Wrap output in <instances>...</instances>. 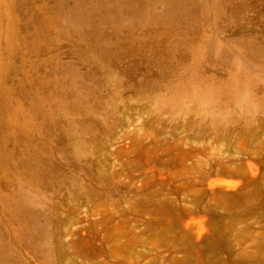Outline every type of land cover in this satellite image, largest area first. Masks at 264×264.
Here are the masks:
<instances>
[{"label":"rangeland","instance_id":"374dc122","mask_svg":"<svg viewBox=\"0 0 264 264\" xmlns=\"http://www.w3.org/2000/svg\"><path fill=\"white\" fill-rule=\"evenodd\" d=\"M0 264H264V0H0Z\"/></svg>","mask_w":264,"mask_h":264}]
</instances>
